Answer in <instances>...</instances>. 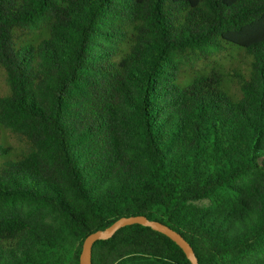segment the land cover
Instances as JSON below:
<instances>
[{
    "label": "trees",
    "instance_id": "1",
    "mask_svg": "<svg viewBox=\"0 0 264 264\" xmlns=\"http://www.w3.org/2000/svg\"><path fill=\"white\" fill-rule=\"evenodd\" d=\"M0 73V264H264V0H0Z\"/></svg>",
    "mask_w": 264,
    "mask_h": 264
},
{
    "label": "water",
    "instance_id": "2",
    "mask_svg": "<svg viewBox=\"0 0 264 264\" xmlns=\"http://www.w3.org/2000/svg\"><path fill=\"white\" fill-rule=\"evenodd\" d=\"M140 224L143 226H148L153 230H156L167 237H169L172 241H174L185 253L186 257L189 259L191 264H198L197 257L193 251L191 245L182 237V235L176 230L172 229L170 226L157 221L150 220L144 215H131V216H123L114 221L109 226L104 229H98L94 232L88 234L82 242L81 251L79 254V264H91V253L93 243L97 240H104L111 237L114 232L129 224Z\"/></svg>",
    "mask_w": 264,
    "mask_h": 264
},
{
    "label": "rangeland",
    "instance_id": "3",
    "mask_svg": "<svg viewBox=\"0 0 264 264\" xmlns=\"http://www.w3.org/2000/svg\"><path fill=\"white\" fill-rule=\"evenodd\" d=\"M3 75H2V73H0V81H2V77ZM1 89H4V85L1 83Z\"/></svg>",
    "mask_w": 264,
    "mask_h": 264
}]
</instances>
